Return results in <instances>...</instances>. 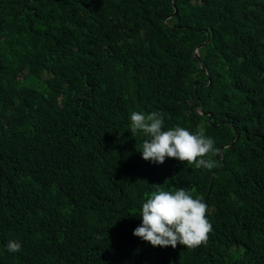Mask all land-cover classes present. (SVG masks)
Instances as JSON below:
<instances>
[{
    "label": "trees",
    "instance_id": "16d2710c",
    "mask_svg": "<svg viewBox=\"0 0 264 264\" xmlns=\"http://www.w3.org/2000/svg\"><path fill=\"white\" fill-rule=\"evenodd\" d=\"M133 111L219 166L145 161ZM155 184L203 199L206 244L133 235ZM0 264H264V0H0Z\"/></svg>",
    "mask_w": 264,
    "mask_h": 264
},
{
    "label": "clouds",
    "instance_id": "9594fccd",
    "mask_svg": "<svg viewBox=\"0 0 264 264\" xmlns=\"http://www.w3.org/2000/svg\"><path fill=\"white\" fill-rule=\"evenodd\" d=\"M130 132L132 137L143 134L139 152L145 161L163 164L166 158H173L197 169L211 170L219 166L214 159L220 155L219 149L203 128L194 132L179 125L165 129L164 116L159 111L147 114L133 111L130 114ZM155 186L141 205L138 215L141 223L133 235L161 248H176L179 244L192 249L206 244L212 225L207 219L208 206L203 199L193 197L183 188L168 191L158 184ZM6 249L12 253L19 252L21 243L9 240Z\"/></svg>",
    "mask_w": 264,
    "mask_h": 264
},
{
    "label": "water",
    "instance_id": "95a60500",
    "mask_svg": "<svg viewBox=\"0 0 264 264\" xmlns=\"http://www.w3.org/2000/svg\"><path fill=\"white\" fill-rule=\"evenodd\" d=\"M177 13H178V9L176 8L174 15H177ZM210 40H211V38H210V36H209V39H208L203 45L199 46L198 49H197L196 52H195V55H194V56H195V58H197V59L200 60V63H201L200 65H201V66H203V61H202V59H201V57H200L199 50H200L203 46L207 45V44L210 42Z\"/></svg>",
    "mask_w": 264,
    "mask_h": 264
}]
</instances>
